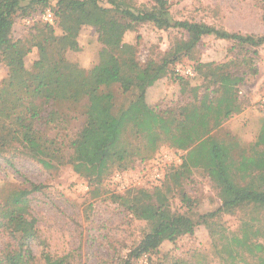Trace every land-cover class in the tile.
I'll return each mask as SVG.
<instances>
[{
    "label": "rangeland",
    "instance_id": "374dc122",
    "mask_svg": "<svg viewBox=\"0 0 264 264\" xmlns=\"http://www.w3.org/2000/svg\"><path fill=\"white\" fill-rule=\"evenodd\" d=\"M98 1L112 7L110 0ZM116 1H124L136 13L151 10L155 4L153 0ZM169 1L174 19L204 22L244 35L264 34V0ZM41 13L35 12L33 16ZM23 16L19 14L15 18L12 39H22L26 48L32 47L25 57V67L33 71L34 62L39 59V49L34 45L43 41L41 31L49 22L38 19L32 27L34 23L28 24L25 21L28 17ZM126 21L130 23L131 19ZM60 24L58 18L49 23L57 35L62 33ZM187 39L182 29H159L149 22H132V28L123 37L132 46V52L127 55L142 67L161 64L164 59L170 61L177 44ZM75 40L79 49H68L64 55L88 71L99 62L104 44L96 27L90 25H83ZM59 47L60 44L53 48L56 51L49 47L55 58L60 53ZM177 61L195 67L200 63H226L228 72L244 78L239 87L243 110L226 120L216 135L226 141L234 137L247 154H252V145L264 119V44L242 45L205 36L191 53H183ZM175 67L174 62L169 63L165 75L147 90V101L157 111L184 105L192 99L193 87H201L199 93H202L209 85L206 69L197 70V78L182 81L173 73ZM8 77L9 67L0 56V91L6 88L4 80ZM114 90L119 104L127 102V95L118 92L117 87ZM4 94L0 97V105L6 108L2 115L7 122L0 128V264H125L130 251L151 225L126 210L117 201L116 193L135 188L153 191L163 183L172 185L171 175L181 165L185 152L172 148L168 142L149 148L144 141L131 137L134 155L128 160L123 183L111 177L104 184L93 185L66 162L71 153L70 143L84 125L86 101L78 104L61 101L40 108L42 117L33 120L32 128L43 135L40 140L48 154L37 156L23 146L22 134L16 130L18 126L10 127L13 124L9 123L10 115H21L24 107L19 104L22 108L18 113L10 112L7 110L10 94ZM5 98H9L7 103L3 102ZM22 117L26 118L25 114ZM55 150L59 151V157ZM162 155H166L165 182L155 181L151 176L155 160ZM40 157L51 159L52 165L42 163ZM219 191L202 168H193L174 187L170 195L172 209L188 212L201 223L193 235L181 236L174 243L165 241L159 252L152 255L151 264H261L257 256L231 240L242 237L246 230H258L250 242L264 245V207L242 205L231 212L206 216L203 221L201 216L221 206ZM182 192L189 198L185 203ZM235 251L239 256L233 258ZM261 256L264 257V252ZM131 264H140L139 258L132 259Z\"/></svg>",
    "mask_w": 264,
    "mask_h": 264
},
{
    "label": "trees",
    "instance_id": "16d2710c",
    "mask_svg": "<svg viewBox=\"0 0 264 264\" xmlns=\"http://www.w3.org/2000/svg\"><path fill=\"white\" fill-rule=\"evenodd\" d=\"M153 1L151 10L136 13L124 1L116 0H110L112 7H105L98 0H0V56L9 67V77L4 80L6 88L0 91V97L2 94L4 97L5 92L10 94V104H7L10 112L18 113L20 105L24 107L21 115H10L9 123H13L10 127L18 126L17 133L23 137L21 142L30 152L37 156L48 154L40 140L43 135L32 128L33 120L42 117L43 105L61 101L78 104L84 100V125L70 143L71 153L66 162L91 184H104L117 171L129 169L128 160L134 155L131 137L144 141L149 148L168 142L172 148L185 152L181 165L171 175L172 185L163 183L153 191L135 188L116 193L117 201L126 210L151 225L130 251L125 264H131L132 259H138L143 253H158L165 241L174 243L181 236L195 233L201 221L188 212L172 209L170 203L174 187L179 186L193 168L204 169L220 190L221 206L201 216L203 221L206 216L231 212L242 205L264 207V119L252 145V154H247L234 137L226 141L216 135L226 120L243 110L239 99L243 77L228 72L226 63H200L197 67L190 64L195 70L194 76L173 73L184 81L197 78V70L206 69L205 77L210 80L202 93H199L201 87L195 86L188 103L161 111L147 101L148 88L165 75L168 64L176 65L178 61H175L183 53H191L205 36L260 46L264 44V34L244 35L204 22L177 20L171 16L169 0ZM47 8L60 20L62 33L57 35L55 28L45 23V30L41 31L43 41L34 45L39 49V59L30 71L25 67V57L32 47L26 48L22 39H12L15 18L19 14L29 17ZM126 19H131L130 23ZM132 22H149L159 29H182L188 39L177 44L170 61L164 59L161 64L142 67L134 57L127 55L132 46L123 41ZM83 25L96 27L104 44L99 62L88 71L64 55L68 49H79L75 36ZM59 44L60 53L55 58L49 47L56 51L53 48ZM115 87L128 96L127 102L118 103ZM8 99L3 102L7 103ZM3 105H0V128L7 123L2 115L6 110ZM54 153L59 157L58 150ZM40 161L48 166L53 163L43 157ZM181 196L184 203L189 200L186 193L182 192ZM258 232L246 230L242 237H233L231 242L254 254L264 264L263 243L250 242ZM237 256L239 252L235 251L232 257Z\"/></svg>",
    "mask_w": 264,
    "mask_h": 264
},
{
    "label": "built area",
    "instance_id": "2783aa9c",
    "mask_svg": "<svg viewBox=\"0 0 264 264\" xmlns=\"http://www.w3.org/2000/svg\"><path fill=\"white\" fill-rule=\"evenodd\" d=\"M37 16L32 15V16L26 18L25 21L28 24H33L38 19H42V20L49 22L51 24H53L55 21V15H54V12L52 11L51 8H47L45 11H43V13H41L38 17ZM175 71H176V73L184 75V76H194L195 75V70L193 69V67L191 65H185L183 63H177L176 67H175ZM163 155L161 157H158L154 162L155 168L153 169L151 176H152V179L155 181L163 180L165 177V172L163 170V167L166 165L165 164L166 155L165 156H163ZM179 161H180V159H179ZM125 179H126V173L124 171L123 172L117 171L113 175V180L115 182L123 183V181ZM121 188H124V185H122ZM152 255H153L152 253H147V252L143 253L139 257L140 264H151Z\"/></svg>",
    "mask_w": 264,
    "mask_h": 264
}]
</instances>
